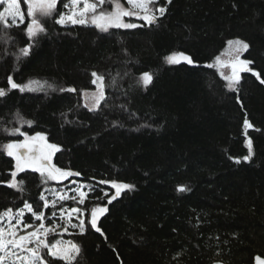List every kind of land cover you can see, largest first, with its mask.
Returning a JSON list of instances; mask_svg holds the SVG:
<instances>
[{"label": "trees", "instance_id": "trees-1", "mask_svg": "<svg viewBox=\"0 0 264 264\" xmlns=\"http://www.w3.org/2000/svg\"><path fill=\"white\" fill-rule=\"evenodd\" d=\"M69 2L60 0L58 12ZM158 7L166 12L150 27L102 32L45 18L46 34L35 41L24 26L12 28L13 40H0V89L7 93L0 98V149L17 138L3 129L45 134L61 148L53 163L81 173L66 181L92 188L80 205L83 218L108 206L98 221L103 235L90 226L63 235L81 249L74 264H252L255 255L264 257V84L242 73L239 90H229L207 64L237 38L249 44L243 58L264 79V0H159ZM29 43V55L17 59ZM174 52L194 63H166ZM93 71L105 75L106 99L89 111L80 90L95 89ZM143 72L153 75L147 87L137 82ZM9 75L21 85L48 81L77 92H21L10 89ZM249 139L253 155L245 161ZM13 168L0 150V181L10 180ZM18 179L26 183L23 194L0 183V213L26 201L49 220L52 209L39 197L55 183L42 185L31 170ZM107 180L135 187L107 204L105 193H115L99 183ZM181 185L189 190L178 191Z\"/></svg>", "mask_w": 264, "mask_h": 264}, {"label": "snow or ice", "instance_id": "snow-or-ice-1", "mask_svg": "<svg viewBox=\"0 0 264 264\" xmlns=\"http://www.w3.org/2000/svg\"><path fill=\"white\" fill-rule=\"evenodd\" d=\"M60 0H23L24 8H22L21 0H0V40L5 43L13 40L9 35L12 28H20L24 26V31L30 41H35L42 34H46V28L41 22L45 18H55V23L58 25H65L71 23L73 25H94L102 32H108L110 29H135L137 27L152 26L157 23L158 19L162 17L165 12V7L154 8L159 0H70L69 3L64 4L65 13L58 12V3ZM170 4L171 0H166ZM105 5H109L112 10H105ZM127 5V7L125 6ZM26 9V11H25ZM26 17L28 22L26 23ZM135 18L143 21L141 25L136 23L126 22L125 18ZM228 48L226 50L228 60H222L221 56L215 57V62L208 64V68L220 69V75L227 82L226 87L232 91L239 90L241 81V73H252L256 76L261 84H264V79H261L260 73L255 72L253 68L249 67L253 62L247 59H242V55L248 51L249 44L243 40H229L227 42ZM32 44L29 43L19 49L17 59L22 56L29 55ZM181 60L188 64H193L194 61L190 56L183 52L172 53L165 57L168 64H179ZM230 68V74H225L223 69ZM91 84L95 86V90L89 92L88 90H80V95L84 98V107L89 111H95L101 106V102L106 99L105 95V75L93 71L91 73ZM153 81V75L150 72H143L137 81L144 87H147ZM10 89H18L21 92L45 91L50 89L52 91L60 92H77L74 87L57 88L55 84L48 81L29 80L26 84H18L9 75L7 77ZM112 84H116V78L112 77ZM5 89H0V98L6 95ZM18 122L22 125L31 127L32 121L24 120L23 117L17 113ZM245 128H250L252 125L247 119L244 121ZM8 135L23 136V140H11L6 145L2 146V151L8 157L15 160V165L10 170L11 179L8 181H0L6 183L8 187L23 194L26 191V183L23 179H18L21 173L26 170L39 173L41 177V184H47L49 181L57 183L63 182L72 176H80L81 173L65 170L57 167L53 163L55 153L61 151L59 145L49 143L45 134L35 133L29 135L22 131L21 127L12 129H3ZM248 155L243 159L248 161L253 155L252 141H247ZM240 162L239 159L236 160ZM102 184H110L115 193L108 196L107 204H112L121 197L125 191L134 189V185L117 180L100 181ZM87 188L88 191L83 189ZM189 189L186 186H179L178 191L184 192ZM49 191L48 189L44 190ZM52 199L41 193L39 199L43 201L44 209H52L51 218H58L66 220L61 232L57 229L61 227L59 224L53 226H46L44 221L47 219L44 211L34 210L33 205L24 202L23 207L17 210L6 209L0 213V264H49L51 260L62 261L63 264H74L81 253L79 245L73 241H65L62 239L49 240V236H63L68 232V228H78L81 234H84L87 227L90 226L96 232L103 235L101 227L98 226L100 217L105 216L109 212L107 205L94 206L91 208L90 218L86 219L85 209L82 207H73L66 209L60 207L57 210V204L61 201H74L79 205H85L86 198L89 192L92 191L90 185L77 184L75 187L68 189L73 195H68L65 191H57L55 188L51 189ZM25 212L31 215L38 225L25 223ZM75 218L78 223H73ZM180 254L177 253V257ZM176 257H174L175 259ZM255 264H264V259L260 256L255 257Z\"/></svg>", "mask_w": 264, "mask_h": 264}, {"label": "rangeland", "instance_id": "rangeland-1", "mask_svg": "<svg viewBox=\"0 0 264 264\" xmlns=\"http://www.w3.org/2000/svg\"><path fill=\"white\" fill-rule=\"evenodd\" d=\"M121 2H123V0H121ZM126 7H127V5H125ZM105 7V10H107V11H110V10H112L111 9V7L109 6V5H105L104 6ZM68 11H70V9H68L67 10V12ZM134 20H138V19H135V18H125V21L126 22H130V23H134ZM67 24H71L70 22L69 23H67ZM90 24V23H89ZM92 25V24H91ZM237 38H235V39H231V40H236ZM240 40V39H239ZM228 42V41H227ZM227 48H228V44L226 43V45H225V47L220 51V53L218 54V55H220L221 56V59L222 60H228L230 57L228 56V54H227V52H226V50H227ZM185 55H187V54H185ZM217 55V56H218ZM188 56V55H187ZM242 59H244L243 58V55H242V57H241ZM181 62H185V63H187L186 61H183V60H181ZM215 62V58L209 63V64H212V63H214ZM208 65V64H207ZM250 66V65H249ZM215 70L217 71V73L220 75V69H218V68H215ZM223 71H224V73L225 74H230V71H231V69L230 68H225V69H223ZM255 71V70H254ZM256 72V71H255ZM242 74V73H241ZM221 76V75H220ZM221 78L223 79V77L221 76ZM224 80V79H223ZM225 81V80H224ZM226 82V81H225ZM227 83V82H226ZM95 89H93V90H89V92H91V91H94ZM82 99H83V104L85 103V101H84V98L82 97ZM15 137H17L15 140H17V139H19V140H23L24 139V137L23 136H18V135H14ZM10 142V141H9ZM9 142H7V143H9ZM7 143H5L4 145H6ZM13 161H14V165H15V160H14V158H13ZM51 182H54L55 184L53 185V186H49V187H47V189L49 190V191H47V192H45L44 194L48 197V199L49 200H51L52 199V194H51V189H53V188H55L57 191H65V192H67V194L68 195H73V193L72 192H70V191H68V189H71V188H73V187H75L77 184H81L80 182H78V181H75V180H68V181H66V180H64L63 182H59V183H57V182H55V181H51ZM84 191H88V189L87 188H85V189H83ZM71 204H76L75 206H70ZM60 207H64V208H66V209H70V208H73V207H80V205L77 203V202H74V201H71V200H68V201H61V202H59L58 204H57V210L60 208ZM26 214H28L27 212H25V217H24V221H25V223H31V224H34V225H38L39 224V221H36L34 218H32V221L31 222H28L27 220H26ZM90 218V217H89ZM47 221L49 222L50 221V223H47ZM73 223H78V221L75 219V218H73V221H72ZM44 223H45V225L46 226H53V225H55V224H59V225H61V227L59 228V229H57V232H61L62 231V229H63V226L65 225V223H66V220H60L59 218H58V216H57V218H55V219H53V218H51V215L49 216V220H46L45 219V221H44ZM74 230H79L78 228H71V227H69L68 228V232L67 233H65V234H70L72 231H74ZM50 238H53V240L54 239H62V240H65V241H68L67 239H65V237H63V236H49Z\"/></svg>", "mask_w": 264, "mask_h": 264}, {"label": "water", "instance_id": "water-1", "mask_svg": "<svg viewBox=\"0 0 264 264\" xmlns=\"http://www.w3.org/2000/svg\"><path fill=\"white\" fill-rule=\"evenodd\" d=\"M256 256H259V255H255L254 256V259H253V262H252V264H255V257ZM262 259H264V257H262V256H260ZM209 264H227V263H225V262H222V261H214V262H211V263H209Z\"/></svg>", "mask_w": 264, "mask_h": 264}]
</instances>
